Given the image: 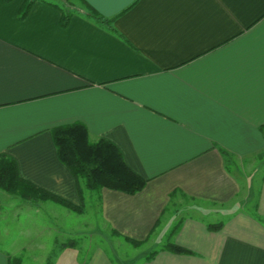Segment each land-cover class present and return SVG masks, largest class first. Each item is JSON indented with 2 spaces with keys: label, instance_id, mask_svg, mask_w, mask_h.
I'll use <instances>...</instances> for the list:
<instances>
[{
  "label": "crops",
  "instance_id": "obj_1",
  "mask_svg": "<svg viewBox=\"0 0 264 264\" xmlns=\"http://www.w3.org/2000/svg\"><path fill=\"white\" fill-rule=\"evenodd\" d=\"M27 1L0 0V155L80 205L52 139L80 123L146 180L91 191L110 255L54 240L45 262L264 264V0H83L113 30L75 6L62 26L67 7L50 0L21 17ZM28 232L13 247L0 228V264H38L57 229Z\"/></svg>",
  "mask_w": 264,
  "mask_h": 264
},
{
  "label": "trees",
  "instance_id": "obj_2",
  "mask_svg": "<svg viewBox=\"0 0 264 264\" xmlns=\"http://www.w3.org/2000/svg\"><path fill=\"white\" fill-rule=\"evenodd\" d=\"M33 1L28 0L25 3L20 14L21 17L27 14ZM79 2L96 23L110 26L111 19L97 13L85 1L79 0ZM59 10L61 25L67 26L73 11L70 7L59 8ZM52 139L59 161L74 177L80 205H75L48 193L22 179L19 176L15 160L6 155H0V190L26 200H52L74 212L81 213L84 189L96 192L101 188H109L127 194H135L145 186L146 180L127 166L121 151L106 139L100 138L96 142H91L84 125L74 123L54 128ZM132 243L138 244L137 241H132ZM164 249L175 253L190 252V250L172 242H167ZM16 262L18 259L13 258V264Z\"/></svg>",
  "mask_w": 264,
  "mask_h": 264
},
{
  "label": "rangeland",
  "instance_id": "obj_3",
  "mask_svg": "<svg viewBox=\"0 0 264 264\" xmlns=\"http://www.w3.org/2000/svg\"><path fill=\"white\" fill-rule=\"evenodd\" d=\"M50 1L57 2L62 6L70 7L72 10L74 9L71 6L83 7L79 0ZM238 169L239 165H236L235 170L237 174ZM245 170H248V168ZM94 195L96 194L84 189L83 211L81 213H74V211L64 207L70 211L66 212L67 210L62 208L63 206L52 200H45L48 202L42 200H26L17 195L9 194L0 190V228L5 227L11 231L13 247H17L25 244V240H27L26 233L28 231H34L40 228L44 229L48 226L50 228L54 225L57 229V234L55 233L54 236L46 238V244L48 246L50 245L49 250L41 252L40 256L37 258L38 264H50L48 261L45 262V260L47 257L55 254L53 253V250L56 249L55 244H53L54 240H56L58 244L64 241H76V243L81 244V246H84V243L86 242L90 248L100 247L104 252L109 254L111 249H109V245H107L108 243L106 244L104 241L105 226L99 216L97 201L95 198H92ZM252 195H254V193ZM59 212H61V214L64 213L67 216L63 215L60 217V220L57 221L59 218ZM54 217H56V219H53ZM58 222L61 225L57 227L56 223ZM67 228H69V233L67 232L64 234L63 232L65 229L68 230ZM74 230L75 234L72 233ZM35 253L36 254L33 258L34 261L35 257L38 256L37 254H39L37 252ZM32 254H34V252L24 251L20 252L19 256L26 255L32 260ZM19 260L22 261L21 258H19Z\"/></svg>",
  "mask_w": 264,
  "mask_h": 264
}]
</instances>
